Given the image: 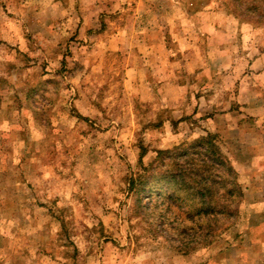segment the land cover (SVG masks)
<instances>
[{"label":"rangeland","instance_id":"obj_1","mask_svg":"<svg viewBox=\"0 0 264 264\" xmlns=\"http://www.w3.org/2000/svg\"><path fill=\"white\" fill-rule=\"evenodd\" d=\"M245 5L264 12L0 0V264H264V19ZM209 135L243 192L230 217L159 178L160 152L208 157Z\"/></svg>","mask_w":264,"mask_h":264},{"label":"trees","instance_id":"obj_2","mask_svg":"<svg viewBox=\"0 0 264 264\" xmlns=\"http://www.w3.org/2000/svg\"><path fill=\"white\" fill-rule=\"evenodd\" d=\"M239 2V0H237ZM242 3H239L241 8ZM243 13L250 16L257 17L258 19H264V12L260 13L259 6L253 5L252 7L246 6ZM213 137L208 136L198 143L196 142L192 149L197 145L207 146L211 154L208 157H197L195 155H202L199 150L191 152H184L182 155H167L160 152L158 168L163 169L166 167L167 160H172V177L171 171L161 175L164 182L168 183V192L171 199L174 201L181 200V192L186 195V201H195L189 205L188 211L197 213L200 217H230L235 214L229 208V199L240 198L243 196L242 189L236 183L235 171L228 160L223 154H221L216 146H214ZM177 157V160L174 158ZM190 157V159H188ZM188 165V167H186ZM170 180V181H169ZM131 184H134L133 181ZM134 186V185H132ZM156 190L153 187L151 191ZM160 196H164L162 189L160 188ZM215 199H222L221 202L215 203Z\"/></svg>","mask_w":264,"mask_h":264},{"label":"crops","instance_id":"obj_3","mask_svg":"<svg viewBox=\"0 0 264 264\" xmlns=\"http://www.w3.org/2000/svg\"><path fill=\"white\" fill-rule=\"evenodd\" d=\"M242 118H244L243 116H242ZM241 118V119H242ZM243 124H241V126H242ZM241 128H244V127H241ZM243 137V136H242ZM249 191V187L248 186H246V192H248ZM248 206H251V205H248Z\"/></svg>","mask_w":264,"mask_h":264}]
</instances>
